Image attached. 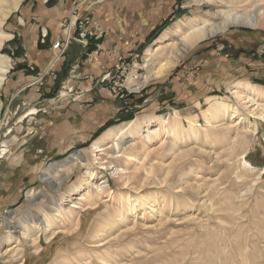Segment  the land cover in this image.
<instances>
[{"label": "rangeland", "instance_id": "obj_1", "mask_svg": "<svg viewBox=\"0 0 264 264\" xmlns=\"http://www.w3.org/2000/svg\"><path fill=\"white\" fill-rule=\"evenodd\" d=\"M26 1L20 0L19 7L3 22V34L9 35L7 26ZM178 1L160 28L162 31L137 50L120 54L117 71L99 78V83L108 85L112 94L134 102L130 113L118 116L105 131L137 118L163 116L177 110L186 131L189 120L199 117L197 140L185 137L180 141V136L175 138L165 132L148 142L140 139L137 145L117 153L114 168L106 169L104 166L112 160L111 150L97 154L91 149L103 133L96 134L87 145L74 148H60L50 139V128L56 120L53 110L65 111L77 98L73 96L75 90L64 89L61 84L57 89L58 80L39 73L34 82H50L46 86L51 89L41 92H46L42 95L44 107L36 112L41 99H34L29 91L18 98L20 108L13 110V100L4 95L3 87L0 89V264H264V120L249 116L250 122L234 120L207 127L203 117L209 98L235 104L247 116L230 89L246 78L250 82H244L264 87V15L257 27L232 24L223 34L202 39L183 50L177 65L164 77L140 84L149 70L144 62L146 50L158 44L168 29L181 23V34L185 33L191 27L189 20L201 22L205 15L228 10L239 2ZM98 2L81 16L72 9L64 29L70 22L74 27L77 20L88 18L87 28L94 34L90 40L107 37L109 32L93 18L103 3ZM232 2L235 4L230 5ZM12 3L13 0H3L0 11ZM260 5L262 13L264 0ZM8 39H3L0 54L9 57L13 64L15 55L6 48L13 40ZM166 45L151 58L152 67H158L170 51L179 48ZM235 50L251 56L252 67L262 69V73L234 74L240 67L231 65L233 61L229 60ZM120 58L129 64L124 69ZM203 70L217 72L214 84L207 83V76L203 81ZM131 82L142 88L131 90ZM179 90L188 92V98L178 100L174 95ZM174 98L177 99L168 102ZM262 106L264 109V103ZM34 113L38 115L30 117ZM78 151L85 159L83 164L60 191H50L40 181L42 172L70 160ZM244 156L255 170L243 167ZM89 169L95 172L91 181L86 174ZM85 181L89 186L80 189ZM86 189L93 195L92 202L78 203ZM31 193H36L38 204L28 200ZM43 194L52 200L51 204ZM56 201L63 203L61 208L54 206ZM42 202L43 208L39 205ZM74 205L80 208H73ZM51 209H55L51 220L58 234L48 239L51 228L45 230L43 225L30 237L22 236L25 226L18 225L20 220L37 215L39 220L35 222H39ZM10 231L14 240L4 241Z\"/></svg>", "mask_w": 264, "mask_h": 264}, {"label": "crops", "instance_id": "obj_2", "mask_svg": "<svg viewBox=\"0 0 264 264\" xmlns=\"http://www.w3.org/2000/svg\"><path fill=\"white\" fill-rule=\"evenodd\" d=\"M96 1L103 3L98 7V12L93 18L109 32V35L103 40H90L87 47L72 42L66 54L53 64L52 44L57 38L65 36L63 30L65 20L69 18L72 9H76L81 16L89 9H94L92 5ZM94 2L92 0H27L7 26L11 36L8 40H13V43H9L6 48L15 55V58L3 86V92L13 100V110L20 108L18 98L26 91L35 96L34 99H41L39 109L35 108L36 112L44 107L45 100L42 95L46 92L43 94L41 92H50L51 87L46 86L47 83L42 82L38 85L34 82L39 73L43 76L48 74L51 80H58V85H55L57 89L61 84L64 89L75 90L73 96L77 97L76 100L71 102L65 111L58 113L53 110L56 120L52 128L48 127L51 141L57 143L60 148L85 146L118 116L130 113L134 107H131L134 104L133 100L124 99L125 97L121 100L120 97L112 94L108 85L100 84L99 78L106 72L113 75L115 70L117 71V57L120 54L127 55L130 50H137L149 43L157 30L171 16L174 3L179 1L95 0ZM43 32L48 34L45 42L42 41ZM99 37L101 38L96 36ZM250 59L251 56L235 50L229 60L233 61L231 65L239 64L240 67L233 73L245 75L248 72V76L260 75L262 69L254 70L256 67H252ZM203 71H205L202 75L203 81V77L207 76L205 77L207 83L214 84L213 76L218 75L217 72ZM44 79L46 78L43 77ZM244 81L250 82V79L246 78ZM49 83L47 85H50ZM188 94L179 90L178 95L174 96H178V100L187 99ZM127 105L130 107L127 108ZM182 108L186 107L182 106ZM34 115L38 114H30V117Z\"/></svg>", "mask_w": 264, "mask_h": 264}, {"label": "bare ground", "instance_id": "obj_3", "mask_svg": "<svg viewBox=\"0 0 264 264\" xmlns=\"http://www.w3.org/2000/svg\"><path fill=\"white\" fill-rule=\"evenodd\" d=\"M235 6H229L228 10L221 11L219 13H213V15H205L202 17L201 22L189 20V25L191 27L187 30V32L181 34V26L180 24H176L174 28L168 29L160 38L159 43L154 47H149L145 52V68H148L147 74L141 77L140 84H146L152 79H158L164 77L168 74L175 65H177L178 61L181 58L183 50L189 49L196 45L199 41L204 38L214 37L218 34H223V32L227 31L230 25L238 24L241 26H250L257 27L259 25L260 18L264 15V12L260 13L261 2L262 0H238ZM3 0H0L2 3ZM20 0H13V3L8 7V9H3L0 11V46L4 38H10V35H5L1 31V25L9 16L11 11L16 10L19 7ZM235 4L234 2L230 3V5ZM207 16V17H206ZM179 36V37H178ZM178 37V38H177ZM174 41V43H173ZM163 44H167L166 46H177L179 47L176 51H170L168 57L165 59L166 61L160 63L158 67H152L150 63L151 58L157 54L158 50L163 47ZM12 68L11 59L5 55L0 54V89L4 86L6 81V76L10 73ZM130 84V89L138 91L142 88V86L137 85L133 82ZM230 94L234 95L237 102L242 105V107L248 113L247 116L241 112L238 106L235 104H231L230 102L224 101L218 98H209L208 99V107L203 111L204 120L207 123V127H213L214 125H224L229 123V121H249V116L256 117L258 119L264 120V109H262V103H264V87L257 86L254 84H249L244 81H237L233 84L230 89ZM2 110V106L0 104V112ZM35 114V113H34ZM29 115V114H28ZM189 129L186 131L182 128V121L180 118V112L177 110L172 111L170 114H166L163 116H148L144 117V119L137 118L131 122H128L124 125L114 126L107 131H105L91 146V149L94 153H100L106 151V149L111 150V158L112 160L107 162L106 169H113V164H115V159L119 156V153L123 149L131 148L132 146L137 145V141L142 139L144 142L150 141L155 135H159L162 132L173 135L175 138L180 136V141L185 140V137H188V140H197L198 138V126L199 117H194L189 120ZM256 127L254 126V130ZM130 138V140H126ZM126 146V147H125ZM125 149V150H126ZM174 151V149H173ZM176 151V150H175ZM82 154L79 152L76 155H73L72 158L64 163L53 164L49 169L42 172L40 176V181L47 187L50 188V191L53 192L60 191L64 186L65 182L71 178L73 174H75L76 169L80 164H83ZM242 165L247 170H255L256 168L249 162L247 159L242 157ZM89 181H91L95 177V172L92 170H88L86 173ZM105 183H102V185ZM102 185L97 186V190L101 189ZM89 186V182L85 181L84 184L80 187ZM104 189V187L102 188ZM79 191V189H74L73 191ZM87 190V189H86ZM49 191V190H48ZM85 191V190H84ZM33 193V192H32ZM29 196L30 203H36V193ZM33 195V196H32ZM43 198L48 200L49 204L52 203V200L48 199L46 194H43ZM42 198V199H43ZM93 199V195L88 190L85 194L80 195L78 199V203L84 202L91 203ZM44 202L39 203V205H43ZM32 204V205H33ZM63 203L56 201L54 206L56 208H61ZM80 204V205H82ZM83 206V205H82ZM73 208H80L78 206H72ZM82 208V207H81ZM55 210V209H54ZM46 212L43 214V219L39 222H35V220H39L37 215H34V219H31L30 216H27L25 219L20 220L19 226L23 227L22 236L30 237V235L36 231L42 229L44 225V229L51 228L50 236L48 239L54 237L59 232L53 229L52 212ZM44 210H42L43 212ZM122 213V211H120ZM125 212V211H124ZM56 216V215H54ZM65 218V214H64ZM27 223H31L26 225ZM33 238V235H32ZM14 240V236L10 231L4 237V241L10 242ZM36 241L32 239V245H35ZM34 248V247H33ZM38 250V248L36 249Z\"/></svg>", "mask_w": 264, "mask_h": 264}, {"label": "built area", "instance_id": "obj_4", "mask_svg": "<svg viewBox=\"0 0 264 264\" xmlns=\"http://www.w3.org/2000/svg\"><path fill=\"white\" fill-rule=\"evenodd\" d=\"M87 24H89L88 18L84 20H80V19L77 20L74 27L71 26V22L67 27H65L64 29L65 36L61 38L60 37L57 38V40L52 44L53 58H54L53 64L56 61L60 60L66 54L72 42H76L85 47L89 45L90 39L94 37V34L89 31V29L87 28ZM47 36H48L47 32L45 33L43 32V39H42L43 42H45ZM119 61H121V66L123 69L124 67L129 65L126 60H123V58H120ZM107 77L108 76H105L104 79H108ZM116 83L118 84V82Z\"/></svg>", "mask_w": 264, "mask_h": 264}, {"label": "trees", "instance_id": "obj_5", "mask_svg": "<svg viewBox=\"0 0 264 264\" xmlns=\"http://www.w3.org/2000/svg\"><path fill=\"white\" fill-rule=\"evenodd\" d=\"M160 31H162V30H161V29H159V30H157V32H156V33L160 32ZM105 130H106V129H104V130H101V132H100V135H101L102 133H104V132H105Z\"/></svg>", "mask_w": 264, "mask_h": 264}, {"label": "water", "instance_id": "obj_6", "mask_svg": "<svg viewBox=\"0 0 264 264\" xmlns=\"http://www.w3.org/2000/svg\"><path fill=\"white\" fill-rule=\"evenodd\" d=\"M78 152H80V151H78ZM28 201V200H27Z\"/></svg>", "mask_w": 264, "mask_h": 264}]
</instances>
